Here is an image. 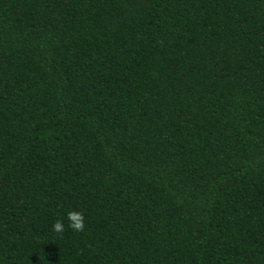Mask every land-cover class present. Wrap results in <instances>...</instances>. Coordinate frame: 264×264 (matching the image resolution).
I'll use <instances>...</instances> for the list:
<instances>
[{
  "label": "trees",
  "instance_id": "obj_1",
  "mask_svg": "<svg viewBox=\"0 0 264 264\" xmlns=\"http://www.w3.org/2000/svg\"><path fill=\"white\" fill-rule=\"evenodd\" d=\"M0 264H264V0H0Z\"/></svg>",
  "mask_w": 264,
  "mask_h": 264
},
{
  "label": "clouds",
  "instance_id": "obj_2",
  "mask_svg": "<svg viewBox=\"0 0 264 264\" xmlns=\"http://www.w3.org/2000/svg\"><path fill=\"white\" fill-rule=\"evenodd\" d=\"M69 227L75 231H81L83 229V219L78 213H72L69 216ZM64 229V225L58 220L52 225V230L54 232L60 233Z\"/></svg>",
  "mask_w": 264,
  "mask_h": 264
}]
</instances>
